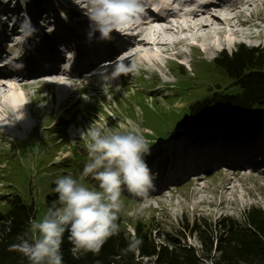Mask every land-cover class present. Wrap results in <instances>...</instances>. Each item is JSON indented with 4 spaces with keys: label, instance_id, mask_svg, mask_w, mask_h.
Instances as JSON below:
<instances>
[{
    "label": "rangeland",
    "instance_id": "obj_1",
    "mask_svg": "<svg viewBox=\"0 0 264 264\" xmlns=\"http://www.w3.org/2000/svg\"><path fill=\"white\" fill-rule=\"evenodd\" d=\"M10 1L0 0V5ZM13 2L18 10L21 6L23 14L38 11L39 8L44 9L42 15L57 10L60 23L66 21L71 28L83 25L84 11L81 12L80 0L79 3L76 0ZM70 14L79 18L66 17ZM238 20L243 24L239 29L244 37L230 38L232 45L229 48L224 47L206 58L202 53L203 45L189 42V46L182 49V57H176L174 53L160 54L156 60L158 65L136 64L138 70L135 74L112 75L115 85L111 87L96 84L91 89L88 85L81 87L76 84L75 93L62 109L58 105L62 98L54 88L36 90L29 86L18 91L25 99L26 110L33 109L36 115L32 118L30 113L25 112L30 123L25 130L12 127L8 117L0 115L5 124L4 127L0 125V214L6 210L3 198L16 193L26 201H34L36 218L42 217L49 207L47 196L52 193L56 177L68 174L79 177L83 171L87 151L81 133L100 116L109 125L124 120L140 126L150 141L151 154L147 163L152 172V165L158 162L156 171L166 173V167L174 164L176 157L180 156L182 144L191 146V141L198 137H206L213 142L214 137H221L219 141H224L223 147L216 152H206L215 163H231L229 158L222 160L224 154L219 152L223 150L246 154L264 152V131H255L254 128L234 131L233 123L225 122L204 135H198L190 128L185 129L189 127L185 117L192 104L213 93L222 95L233 90V81L216 64V59L224 52L231 55L240 45L247 48L264 46V0L246 8ZM191 44L194 46L191 47ZM180 67L181 72L178 70ZM213 146L211 144L210 147ZM195 149L198 150V147ZM189 151L190 147L183 150L182 156ZM171 152L175 155L169 157ZM209 159L206 162L212 164ZM214 166L216 169L209 173L183 177L177 185L158 190V195L151 190V204L143 219L155 220L159 229L176 234L182 224L191 223L195 218L216 220L232 217L242 220L245 210L252 206L264 210V171L260 167L255 170H231ZM165 173L161 176L164 186L171 182L170 179L167 181ZM83 183L89 187L95 185L91 178ZM128 194L127 190H122L123 207L119 214L126 222H132L126 223L127 230L132 233L141 198ZM187 243L197 248L200 246L196 238H187Z\"/></svg>",
    "mask_w": 264,
    "mask_h": 264
},
{
    "label": "trees",
    "instance_id": "obj_2",
    "mask_svg": "<svg viewBox=\"0 0 264 264\" xmlns=\"http://www.w3.org/2000/svg\"><path fill=\"white\" fill-rule=\"evenodd\" d=\"M215 62L233 81V90L222 95L213 93L192 104L185 117L189 127L185 129L201 135L225 122L234 126L264 125V46L240 45ZM178 70L181 72V67ZM54 187L47 196L48 206L57 199ZM3 200L6 210L0 214V264H29L21 253L10 250V245L20 243L18 237H28V221L36 218V205L16 193ZM118 215L120 232L107 241L98 256L81 252L74 258L65 235L64 264H264V210L259 207L245 210L242 220L195 218L182 224L176 234L162 231L155 220L143 217L132 224L131 233L126 223L132 222ZM132 235L143 243L137 250L127 251ZM187 238H196L200 246L188 244Z\"/></svg>",
    "mask_w": 264,
    "mask_h": 264
},
{
    "label": "clouds",
    "instance_id": "obj_3",
    "mask_svg": "<svg viewBox=\"0 0 264 264\" xmlns=\"http://www.w3.org/2000/svg\"><path fill=\"white\" fill-rule=\"evenodd\" d=\"M145 7L146 0H87L84 15L102 40H110L113 32L139 20ZM137 70L134 61L120 63L115 66L114 77ZM81 136L87 151L83 171L79 177H56L53 191L57 199L42 217L29 219L27 238L18 237L20 243L10 245V250L21 253L29 264H64L65 235L74 258L81 252L98 256L107 241L120 232L118 214L125 188L141 198L137 218L145 216L150 207L154 176L147 157L151 146L140 126L124 120L109 125L100 116ZM88 178L94 186L83 183ZM142 243L132 235L126 250L135 251Z\"/></svg>",
    "mask_w": 264,
    "mask_h": 264
},
{
    "label": "bare ground",
    "instance_id": "obj_4",
    "mask_svg": "<svg viewBox=\"0 0 264 264\" xmlns=\"http://www.w3.org/2000/svg\"><path fill=\"white\" fill-rule=\"evenodd\" d=\"M251 1L249 7L255 2V0ZM86 2L87 1L80 0L81 12L87 10L85 6ZM14 4L15 2L10 6L4 7L9 13L19 12L20 10H18ZM226 7L228 6L210 7L204 11L194 10L186 15H174L159 19H151L149 15L143 13L139 20L122 29L124 32L128 33L127 37L124 38L125 45L123 49H108L109 51L107 50V54L104 55L103 53L95 54V52L106 45L108 41L113 40L112 38L110 40H102L100 33L93 30L85 32L81 30V34L64 32L59 25H56L54 11H49V13L45 15H42V13H44L43 8H39V12H24L30 33L35 34L44 30L46 24L49 23V28L51 24H53L52 30L59 33L58 42L60 44L61 42H67L75 46L77 50L81 49V51L88 54V59L80 69L64 68L62 62L56 61L50 65L46 71L30 75L21 74L19 69L16 68L18 60L15 54L0 50V64L6 68L5 71L1 72V75L6 82L15 79L19 82H26L28 87H34L36 90H40L41 88H54L59 93V97L62 98L58 103L59 108L62 109L63 105L68 103L75 93L76 84H80L81 87L88 85L91 89L96 84H105L110 87L115 85V81L111 76L114 75V69L117 64L123 63L127 65L134 61L135 64L158 65L156 62L157 55L174 53L176 57H182V49L189 46V42L203 45L204 50L202 53L205 54L206 58L224 47L229 48L232 45L230 38L244 37V35L241 34V29H239V27L243 25L242 22L238 20L239 16L231 14L229 9L228 12H223ZM0 11H2V9ZM82 14L84 15V13ZM223 14L225 16H223ZM85 17L84 15V18ZM1 18L2 15H0V21H3ZM18 18L21 17L18 16ZM84 20L89 19L86 17ZM49 28L47 27V29ZM7 33V36L11 35L9 30ZM31 35L33 36V34ZM16 38L21 39L17 35ZM154 48L156 49L153 50ZM60 52H62L61 48ZM59 56L60 54H58L56 58ZM152 74L154 75V73ZM121 76L122 74L119 75V77ZM16 85L17 84H14L10 89L4 87V91H1L3 87H0V115L7 116L12 127L25 130L30 127V123L25 117V112L30 113L32 118H35L36 112L30 108L26 110L25 99L21 97V94L16 90ZM0 125L2 127L5 126L1 119ZM221 139V137H214L215 142L208 138L202 139L197 145L198 151L204 152L210 148V152H216L218 148L224 145V141H219ZM203 144H207V146ZM211 144H214L212 148L210 147ZM183 146L184 144H182L181 149ZM232 152L236 151L232 150ZM227 154L231 156L228 158L232 161V153L230 152ZM228 158H226V160ZM209 161L211 162L212 160L209 159ZM214 165H216L214 161H212V164L206 161L203 163L193 162L191 165V172L189 173L196 172V176H198L200 173H203L202 170H207V168ZM251 169L255 170V167ZM157 174L158 172H153L154 178Z\"/></svg>",
    "mask_w": 264,
    "mask_h": 264
}]
</instances>
